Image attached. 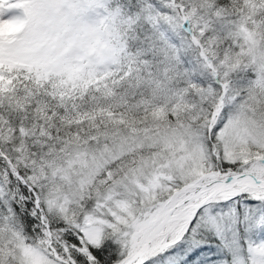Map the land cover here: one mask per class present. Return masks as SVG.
Here are the masks:
<instances>
[{"label": "snow or ice", "instance_id": "6c2138e0", "mask_svg": "<svg viewBox=\"0 0 264 264\" xmlns=\"http://www.w3.org/2000/svg\"><path fill=\"white\" fill-rule=\"evenodd\" d=\"M0 264H264V0H0Z\"/></svg>", "mask_w": 264, "mask_h": 264}]
</instances>
